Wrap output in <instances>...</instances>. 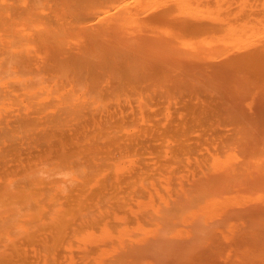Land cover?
I'll return each instance as SVG.
<instances>
[{"label":"bare ground","instance_id":"1","mask_svg":"<svg viewBox=\"0 0 264 264\" xmlns=\"http://www.w3.org/2000/svg\"><path fill=\"white\" fill-rule=\"evenodd\" d=\"M228 210L264 264V0H0V264L128 260L191 224L146 255L176 263ZM218 228L186 253L216 264Z\"/></svg>","mask_w":264,"mask_h":264},{"label":"rangeland","instance_id":"2","mask_svg":"<svg viewBox=\"0 0 264 264\" xmlns=\"http://www.w3.org/2000/svg\"><path fill=\"white\" fill-rule=\"evenodd\" d=\"M137 208H138V207H137ZM137 208H136V210H137ZM242 210H243V209H242ZM239 211L242 212L241 210H238V212H239ZM144 212H145V211H143V213H142V212H141V213H142L145 217H146V216H150L148 213H147L148 215H145L146 212H148V211H146L145 214H144ZM149 212H150V211H149ZM227 212H229V210H228ZM230 212H231V211H230ZM230 212H229V213H230ZM238 212H237V213H238ZM135 213H139V211H138V212H134V215H136ZM141 213H140V214H141ZM231 213H232V212H231ZM231 213L229 214V215H231V218L235 217V216H233ZM142 214H141V215H142ZM150 214H151L152 216H155V215H153V213H151V212H150ZM226 214H228V213H226ZM226 214L223 213V216L226 215ZM137 215H138V214H137ZM137 215H136V216H137ZM141 215L139 216L140 218H142ZM217 215H220L219 217H221V216H222V213H221V214H216V216H215L214 218H216ZM203 216H205V215H203ZM206 216H207V215H206ZM206 216H205V218L203 217L204 220H205V219H208L207 217H209V216H207V217H206ZM223 216H222V217H223ZM227 216H228V215H227ZM236 216H237V215H236ZM137 217H138V216H137ZM199 217H200V216H199ZM219 217H217V218H219ZM186 218H188V217H186ZM193 218H194V217H193ZM196 218H197V217H196ZM196 218H194V219L196 220ZM217 218H216V220H218V221L221 220V219H217ZM223 218H225V219L227 218L228 220H227V222H226V220L224 219L225 221H224L223 223H221V222H217L216 224L219 226V228L217 227L216 224H214V226L216 225V227L214 228L212 225H213V223H215V222H212V223H211V220L213 221L214 219H210V223H209V221H208V223H209V225L211 224L210 226H212V228L207 227L208 229H210V231L208 230V232H207V229H206V226H205V225H207V224H206V223H207V220H206V222H205V224H204V222L202 223L203 219H201V217H200V218H197L198 220L195 221L194 225H197L196 222H198V223L201 222L202 225L204 224V225H203V228L206 229V232L204 231L205 233H204L203 235H204V236L207 235L206 233H208V235L211 234L210 236L207 235L206 238H204V236H202L204 240L202 241V239H201V240H200V241H202L201 243L203 244V242H204L203 245H205L206 249H209V250H207V253H208V251H212V250H213V246H215V247L218 246L217 243H216L217 245H215L214 242H211V243H210V241H212L213 238L216 239V237H217V239H218L219 234L217 233V229H216V228H218V229L223 228L222 230H225V231H221V230L218 231L219 233H220V232H223V233H220V234H222L221 237H220L221 240H222V236H223L224 233H228V234L230 235V237H232V240H231L230 237H228V238L230 239V241L228 242V241H227V240H228V238H227V234H225L227 240H226V238L223 236V237L225 238L224 241H225L226 243L224 242L225 245H224L223 243H221V244H223L222 247H224V246L226 247V246L228 245V246H227V250H225V251H227V252H224V250H223V251L221 250L220 253H219V251H217L218 254H217V253L214 254L213 252H212L213 255L211 254V252H210V254H211L212 256H215V258H216L217 256H219V258H220V256L222 255L221 258H220L219 260H217V261L219 262V264H221V262H223V261H221L222 258H223V260H224V263H223V264H226L225 262H227V263H229V264H247L248 262L246 261L245 256H243V255L245 254L246 247H245V246H244V247H239V246H238L237 243H238V241H239L240 236H236V235H240V232H242V231H244V230H249V229H250V227H249V223L246 224V222H247L246 219H245L246 222H244V219H241V218L239 217V220H237L238 218L235 217L234 219H236L237 221H239V226H238V222H237L236 227H239L241 230H240L239 228H236L235 231H233V230L231 229V226H230V225H232L231 221H232L233 219L230 220L229 217H225V216H224ZM189 219H190V216H189ZM189 219H188V221L193 220V219H190V220H189ZM200 220H202V221H200ZM208 220H209V219H208ZM222 220H223V219H222ZM222 220H221V221H222ZM236 220H235V221H236ZM240 220H242L243 222L241 221V223H240ZM193 222H194V220H193ZM169 223H171V224H169ZM181 223H182V222H181ZM218 223H220V224H222V225H220V224H218ZM233 223L236 224V222H234V220H233ZM242 223H244V224H242ZM168 224H169V225H168ZM168 224H167V225H168L167 227H169L170 230L173 231V233L175 232V236H174V237H178L179 239H180V238L183 239V238L180 237V236L183 235L182 232H183L184 230L181 231L180 229H182L183 227L187 226L188 223H186V225H185V224L183 225V224H180V222H179V224L181 225L182 228L178 227L177 225L175 226V227H177V230L180 228V229L178 230V231L181 232V235L179 234L180 236H177V235H178V234H177L178 231H177V232H176V230L174 231V228H175V227L172 226V222H168ZM202 225H199V227H198V226H197V227H198L199 229L201 228V230H202ZM224 225L227 226V227H225ZM242 225H243V227H242ZM163 226L165 227L166 225H163ZM188 226H189V225H188ZM200 226H201V227H200ZM207 226H208V225H207ZM220 226H222V227L220 228ZM229 226H230V229L232 230V232H234V233H233L234 235L232 234L231 230L228 229ZM245 226H246V227H245ZM171 227H172L173 229H171ZM192 227H193V226H192ZM192 227H191V224H190V227H187V229H185V230H187V231H189L190 233H192L191 231H194V229H196V228H192ZM169 228H163V229H164V230L166 229L165 231H167ZM188 228H189V230H188ZM224 228H225V229H224ZM175 229H176V228H175ZM190 229H192V230L190 231ZM212 229H213V231H211ZM215 229H216V230H215ZM237 229H239V231H237ZM160 230H161V235L163 236L165 233H164V234H162V233L165 232V231L162 230V229H160ZM196 230H197V229H196ZM201 230H200V232H201ZM162 231H163V232H162ZM198 231H199V230H197V232H198ZM236 231H237V232H236ZM157 232H159V229L157 230ZM167 232H168V231H167ZM167 232H166V233H167ZM169 232H170V231H169ZM202 232H203V230H202ZM209 232H210V233H209ZM211 232L214 233V237H212L213 234H212ZM135 233H136V232H135ZM138 233H139V232H138ZM138 233H136V236H135V235H134V232H132V234L135 236V239H136L139 235H141V234H138ZM153 233H154V232H153ZM153 233H152V234H153ZM170 233H171V234H170ZM170 233H169L168 236H165V235H164L163 238H165V239H169L168 237H170V235L172 236V234H173L172 232H170ZM183 233H185L184 237L189 238L187 241H186L187 238H185V242L183 241L185 244H186V242H188V241L191 240V239H192L191 241H193L194 238H197L198 236L200 237V235L197 236L196 234H193V235H196L197 237L192 238L193 235L189 237V234H190V233L188 234L186 231L183 232ZM137 234H138V235H137ZM156 234H157V233H156ZM156 234L154 233L155 236H154V237H151L150 239L152 240V238H156V237H158V239H159V235H158L159 233H158L157 235H156ZM186 234H188V235L186 236ZM215 234H216L217 236H216ZM199 237H198V238H199ZM207 237H208V238H207ZM233 237L235 238V240L233 239ZM236 237H237V238H236ZM133 238H134V237H133ZM171 238H172V237H171ZM178 238H177V240H178ZM190 238H191V239H190ZM200 238H201V237H200ZM210 238H211V240H209V241L206 240V239H210ZM220 238H219V240H220ZM224 238H223V239H224ZM126 239H127V238H126ZM150 239H149V240H150ZM156 239H157V238H156ZM158 239H157L158 243H157L156 240H154V239H153V240H154V242L156 241V244H158V246H159V245H160L159 243H161V242H159L160 239H159V240H158ZM161 239H162V237H161ZM172 239H173V241H174V239H175V241H177L176 238H172ZM217 239H216V240H217ZM153 240H152V241H153ZM162 240H163V239H162ZM183 240H184V239H183ZM205 240H206V241H205ZM124 241H125V240H124ZM124 241H123V242H124ZM127 241H128V244H127L126 241H125L124 243H125V245L127 244L126 246H129V247L131 248V250L128 252L129 254H127V251H128L127 249H128L129 247H128V248L125 247L126 250H125V248H124V251H126L125 253H126L127 255H130L129 258H132V257L134 256V255H133V256L131 257V252H133V254H134V253H135V252H134L135 249H136L137 251L139 250V251H138L139 253H138V252H137V253L140 254V255H138V254H137V255H138V256H142V258H143V257H145V256L148 255V254H150V256H151L153 253L158 252V250L160 249L161 246H162V249H165V248H166V247L163 248V246L165 245L164 243H166L165 240H164V243H163V241H162L163 244L161 243L162 245H161L159 248H158L157 245H156L157 248L154 247L155 243H153L154 250H152V248H148L149 251H150V249H151L152 251H151V252H148V251H147V252H144V250H142V247H143V245H144L145 243L142 244V245H140V244H136L135 242H133V243H132L133 245H130V244H131V243H130L131 241H130L129 238H128ZM129 241H130V242H129ZM152 241H151V243H152ZM169 241H171V243H172V240H171V239H169ZM175 241H174V242H175ZM196 241H197V242H196ZM200 241H198V239L195 240L196 243H193V245H192L191 242H190V244H191V245H190L191 248L193 249V247H195V249H196V248H197V249L199 248V250H200V249H201L200 245H202V244L197 245V243L199 244ZM207 241H208L209 243H208ZM232 241H233V242H232ZM177 242H178V241H177ZM177 242H176V243H177ZM181 242H182V241H181ZM181 242H180V240H179V243H178L177 245H178V246H182V247H183V245H184V246L187 245V244L185 245V244H183V243H182V245H181V244H180ZM193 242H194V241H193ZM227 242H228V244H227ZM234 242H236V243H234ZM134 243H135V244H134ZM148 243H149V242H148ZM188 243H189V242H188ZM206 243H207V245H206ZM230 243H231V244H230ZM146 244H147V243H146ZM168 244H169V243H167L165 246H168L167 249H170V247H171V245H172L173 243H172V244H169L170 247H169ZM195 244H196L198 247H197ZM208 244H209V245L211 244L212 248H210V246H209ZM212 244H213V245H212ZM229 244H230V245H229ZM135 245H138V248H137V246H135ZM147 245H148V247H150L149 244H147ZM150 245H151V244H150ZM175 245H176V244H174V246H175ZM177 245H176V246H177ZM233 245H234V246H233ZM236 245L238 246V248H236V247H237ZM133 246H135V247H133ZM144 246H145V245H144ZM174 246H173L171 249H173ZM190 246H188L187 248L190 249ZM220 246H221V245H220ZM230 246H231V247H230ZM202 247H203V246H202ZM207 247H209V248H207ZM229 247H230L231 249H230ZM130 248H129V249H130ZM187 248H183V249H186V250H185V253H184V252L181 253V251H182L183 249L180 248V249H181V251H180V249L178 250V249L176 248V249L178 250V252L180 251V252H179V255H180V253H181V256H180L181 261H180V258H178L179 255H178L177 253H175V255H178V256H177L178 259H177L174 255H173V259H174V257H175L178 261H177L176 259L173 260V259L170 257V262H171V261H172V262H173V261L175 262V260L177 261L176 263H171V264H177V263H180V262H182V261L185 262L184 264H187V263H186L187 261H188V263H189V262L192 260V259H191V256H192L193 258H195V259H194V261H195V260H198V259L200 258L201 255L198 256V254H200L201 252H202V254H203L202 257L206 254L205 252H204V253H205V254H204L203 251H201V250L204 248V247H203V248L200 250L201 252L199 251V253H193L194 256H193L192 254H191V255H190V254L188 255V253L191 252L192 249L189 250V249H187ZM235 248H236V249H235ZM132 249H133V251H132ZM145 249H147V247H146ZM167 249H165L166 252H168ZM171 249H170V250H171ZM195 249H193V250H195ZM206 249H205V250H206ZM216 249H217V248H216ZM222 249H226V248H222ZM229 249H230L231 251H230ZM140 250H141L142 252H141ZM173 250H174V249H173ZM173 250H172V251H173ZM177 250H176V252H177ZM203 250H204V249H203ZM214 250H215V249H214ZM228 250H229V251H228ZM232 250H234V252H233ZM239 250H240L241 253L239 252ZM159 251H161V250H159ZM188 251H189V252H188ZM163 252H164V250H163ZM186 252H188V253H186ZM192 252H194V251H192ZM192 252H191V253H192ZM195 252H197V251H195ZM214 252H215V251H214ZM223 252H224V253H227V254L224 255ZM230 252H231L232 254H234L235 256L232 255ZM141 253H142V254H141ZM158 253L161 254L160 252H158ZM170 253H171V251L168 252L167 254H170ZM121 254H122V255H121V259H120V256H119V255H118V256H115V257H117V258H115L114 256H113L114 258L110 256L111 258H107V260L105 259V260H104L105 262L102 261V264H103V263H106V264H110V263H111V264H113V263H112L113 261L111 262L112 259H114V262H115L116 259H118V260L121 261V260L123 259L122 257H125V256L123 255L124 252H122ZM135 254H136V253H135ZM143 254H145V255L143 256ZM155 254H156V253H155ZM155 254H153V255H155ZM159 254H157V256H158ZM167 254H165V255H167ZM172 254H174V253H172ZM172 254H170V255L172 256ZM153 255H152L151 257H153ZM165 255H164V257H166ZM170 255H167V258H168ZM186 255H188L187 258H189L190 260L187 259V258H184V256L186 257ZM196 255H197V257H199L198 259H197V257H195ZM211 255H210V256H211ZM230 255H232V256H231L232 258H231V257H228V256H230ZM135 256H136V255H135ZM148 256H149V255H148ZM150 256H149V257H150ZM159 256L162 257V254L159 255ZM208 256H209V255H208ZM208 256H207V257H208ZM212 256H211V257H212ZM223 256H224V257H223ZM242 256H243V257H242ZM127 257H128V256H127ZM136 257H137V256H136ZM149 257L146 256L147 260H146V258L142 259V258L140 257L142 260H146V261H143V262H142V260L140 259L139 262H140V263H143V264H144V262H145V263H146L147 261L149 262V260L151 259V258H150V259L148 260ZM164 257H163V258H164ZM202 257H201V258H202ZM207 257H206V258H207ZM237 257H238V258H237ZM240 257H241V258H240ZM129 258H128V260H127L126 258H124V259H126L127 262H126L124 259H123L124 262H123V261L120 262V261L116 260L115 264H117L118 262H120L121 264H122V263H123V264H124V263H125V264H128V262H130L131 264H138V263H139V262L137 263V261H138L139 259H137V261H135V257H133L132 260L129 261ZM137 258H138V257H137ZM163 258H162V259H163ZM201 258H200V259H201ZM203 258H205V256H204ZM217 258H218V257H217ZM228 258H229L230 260H229ZM236 258H237V259H236ZM108 259H109V260H108ZM110 259H111V260H110ZM154 259L156 260V262H155ZM154 259H153V258L151 259V260H152V263H151V264H154L153 261L155 262V264H156L157 262H158L157 264H159V263H161V264L163 263V264H164V262H165V261H164V262H160V258L157 257V259H156V256L154 257ZM162 259H161V260H162ZM168 259H169V258H168ZM168 259H167V260H168ZM171 259H172V260H171ZM183 259H184V260H183ZM200 259H199V260H200ZM209 259H210V258H209ZM209 259H208V261H207V260H206V261H203V260H205V259H203V260L201 259V260L203 261V264H204L205 262H207V263H205V264H214V263H213V262H214V258H213V260H212V263H209ZM211 259H212V258H211ZM227 259H228V261H227ZM243 259H245V260H243ZM158 260H159V261H158ZM163 260H164V259H163ZM163 260H162V261H163ZM186 260H187V261H186ZM232 260H233V261H232ZM194 261H192L193 264H195ZM215 261H216V260H215ZM217 261H216V264H218ZM220 261H221V262H220ZM242 261H243V262H242ZM245 261H246V263H245ZM109 262H110V263H109ZM134 262H135V263H134ZM148 262H147V263H148ZM196 262H197V261H196ZM210 262H211V260H210ZM236 262H237V263H236ZM238 262H239V263H238ZM257 262H258L257 260H254V261H253L254 264H257ZM120 263H118V264H120ZM130 263H129V264H130ZM167 263H169V262H166L165 264H167ZM99 264H101V263H99ZM148 264H149V263H148ZM181 264H183V262H182ZM189 264H190V263H189ZM196 264H199V261H198Z\"/></svg>","mask_w":264,"mask_h":264}]
</instances>
